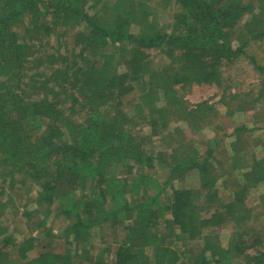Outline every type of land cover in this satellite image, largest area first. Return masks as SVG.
Returning <instances> with one entry per match:
<instances>
[{
	"label": "trees",
	"instance_id": "1",
	"mask_svg": "<svg viewBox=\"0 0 264 264\" xmlns=\"http://www.w3.org/2000/svg\"><path fill=\"white\" fill-rule=\"evenodd\" d=\"M170 3L177 10L166 26L149 21L155 10ZM138 23L140 31L131 32V24ZM20 25L36 37L54 34L62 26L81 31L72 35V46L66 44L63 53L56 50L33 57L34 45L17 31ZM236 26L243 40L234 36L235 46L229 33ZM262 34L264 0H0V171L5 167L7 174H24L25 181L37 187L36 204L58 202L60 215L70 221L64 237L72 241L86 240L95 225L119 227L123 235L113 264H234L237 260L264 264V237L255 236L248 243L245 236L252 232L239 229L230 239L235 241L233 248L230 244L220 248L218 233L209 231L228 216L237 222L247 219L253 209L245 203L250 189L264 182L263 155L256 159L252 152L251 164L240 168V182L229 187L230 201L205 216L204 206L198 205L201 197L222 201L217 199L218 191L211 190L221 178L209 170L213 148L168 159L170 152L175 155L172 150L185 146L152 153L142 142L150 136L146 138L143 130V135L135 132L139 137L129 134L130 129L120 125L126 121L120 117L130 118L128 111L115 109L113 117L107 113L109 106L120 105L134 84L140 85L135 108L141 120L151 130L170 134L175 128L169 129L168 118L182 114L187 120L201 106L209 111L213 106L201 103L190 114L179 110L175 103H180L181 91L192 83L217 80L222 60L242 55L246 44ZM108 48L113 52L108 53ZM151 51L164 62L157 71L148 66ZM119 52L122 58L115 60ZM87 55L96 56L99 63L90 62ZM122 65L126 70L118 71ZM259 69L258 80L264 86V68ZM145 70L150 72L148 80L141 76ZM159 92L164 105L156 109ZM76 103L84 114L77 123L72 121ZM245 129L240 127L237 133ZM155 165L168 170L162 185L145 172ZM114 167L117 174L111 171ZM194 169L199 179L196 190L168 183ZM79 187L87 196H75ZM166 191L170 195L165 199L161 196ZM159 222L172 236L167 243ZM195 240L200 241V255L185 262L187 242ZM13 242L7 227L0 224V264L9 263L10 247L16 248L18 264H72L68 253H43L28 260L33 240L16 246ZM146 248L151 249L152 260ZM248 248L252 253L244 255ZM91 263L107 264L104 259Z\"/></svg>",
	"mask_w": 264,
	"mask_h": 264
},
{
	"label": "rangeland",
	"instance_id": "2",
	"mask_svg": "<svg viewBox=\"0 0 264 264\" xmlns=\"http://www.w3.org/2000/svg\"><path fill=\"white\" fill-rule=\"evenodd\" d=\"M176 10V5L170 3L164 10L158 8L157 13L155 10L152 19L149 21L160 26H166V23ZM140 28L139 23L131 24V32H138ZM239 28V26H236L229 33V39L235 46L237 45V41L234 40L235 37L239 38L240 41L243 40L240 37ZM17 31L26 36L28 40H31L34 45L33 52H36L33 57H43L45 54H51L52 51L55 53L56 50L58 54L63 53L66 44L69 47L72 46L71 37H73L74 33L81 31V28L62 26L56 28L55 31L57 32L54 34L51 32L50 35L42 34L40 37H36L33 34L27 35L22 25L19 26ZM76 49L78 50V48ZM107 51L108 53L113 52L111 48H108ZM121 54V52L116 53L114 59H121ZM149 54L153 56L148 65L149 69L157 71L164 63L163 59L160 54H155L154 51L149 52ZM87 56L90 62L99 63V58L96 56ZM115 60H112V64L115 63ZM222 61V64L219 65L217 80L199 84L192 83L185 89L184 93L181 91L179 95L181 98L180 103H175L177 109L187 110V112L196 109V106L201 103H203L202 105L212 104L211 111L205 110L204 106H201L200 109L193 111L187 120L183 118L182 114H178L175 119H173L174 116H171L172 118H168L167 122L171 124L169 125V129L175 128V130L171 131L170 134L169 132L165 135L160 134V128L151 130L149 125L143 122L145 120H141L138 108H135L136 101L141 95L140 89L138 90L140 85L134 84L133 90L121 97V103L118 107H114L116 104H113L107 110V113L112 117L113 114L117 115L115 109L123 112L128 111L127 114L130 118L120 117L121 121L126 120L123 124L120 123V125L122 127L127 126L130 129L129 134L138 136L135 134L137 132L143 135V130L146 138L150 136V138H145L146 140H142V142L144 145L148 143L147 149L152 153H155L159 149L165 150L168 146H185L180 151L178 149H176V152L174 151L175 149L172 150L175 155L174 157L171 156L170 152L167 156L168 159L175 160L176 157H182L184 153L192 154L197 151L212 150L213 148L209 170L213 175L221 178L217 180L211 190H217V199L220 198L222 201L209 202L206 201L205 197H201L198 205L204 206L203 210L206 211H203L202 214L205 216L214 213L217 209L216 206L230 201L231 189L229 187L231 184L235 185L236 182H240V179L238 180L239 173L241 172L240 168L245 169V165L251 164L252 152L256 159H260L262 155L264 157V86L258 80L261 75L259 68H264V34L260 38L248 42L243 48L242 55L233 57L229 61ZM125 70L126 67L123 65L118 67V71ZM141 76L143 80H148L150 72L145 70V74ZM33 81H37V77L33 78ZM27 88L29 91L37 93L35 92V88L31 86ZM157 97V103L153 105L156 106V109H160L164 105V99L160 92ZM67 107H70V105ZM73 110L76 113L72 115V121L76 123L82 121L84 114L77 103L74 105ZM166 112L169 113L165 115H169L171 110ZM126 122L129 126L125 124ZM240 127H246V129L237 133V129ZM232 154L235 156L231 160ZM51 165L52 162H50L49 166ZM7 170L5 167H2L0 171V173L2 172L0 175V224L7 227L8 234L11 235L15 246L25 239L31 238L33 240L32 249L27 253L28 260L43 253H55L59 255L68 253L71 256L72 264H92L91 262L98 259H104L107 264L114 263V251L118 247L119 239L123 235L119 231V227L112 229L104 225H95L89 230L88 236L84 241H72L64 237L66 235L64 230L70 221H66L60 215V204L58 202L50 206L36 204L35 193L37 187L33 183L28 182L27 179L25 181L24 174L12 175V172L7 174ZM111 171L114 174L118 173L115 167ZM167 171V169L162 168L160 165H155L153 169L151 168L145 172L156 178L161 183L160 185H162L167 177ZM175 177L173 181H168L174 187L189 190H196L199 187L198 173L195 169L185 172L183 176L178 175ZM19 180L25 183L18 185L17 181ZM12 184H14L13 187H11ZM223 185H228V187H224ZM257 185L256 187H250L251 189L249 188L251 190L250 198L245 200L247 207L253 208L250 209V214L244 220L247 223L244 224V221L241 222L242 220L237 222L228 216V218L223 219L219 226H210V232L218 233L217 244L220 248H228L229 244L233 248L235 241L230 242V239L236 237L235 233L239 229L252 232L245 236V241H248V243L255 236L264 237V182ZM168 192L166 191V194L161 197L166 199L170 195V192ZM87 193L85 188L79 187L75 196L83 198L87 196ZM221 194L223 197H221ZM260 195H262V199H260ZM256 202L258 204L252 206ZM29 213L31 215L27 216L26 214ZM159 223L158 230L164 233L166 237L165 242L167 243L171 240L172 236L161 225V222ZM75 246L78 247L77 252L75 251ZM199 247L200 241H191L189 244L187 242L186 249L189 251L184 253L182 259L185 262L191 263V260L200 255L198 253ZM245 253H252L251 248L244 250L243 254L245 255ZM7 254L9 257L8 264H18L20 262L19 255L16 254V248L10 247ZM145 254L148 259L152 260L151 249L146 248ZM242 263V260H237L234 264Z\"/></svg>",
	"mask_w": 264,
	"mask_h": 264
}]
</instances>
